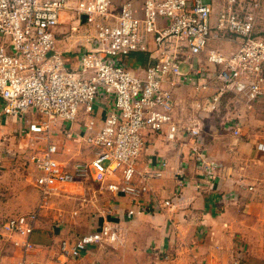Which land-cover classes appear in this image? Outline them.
Segmentation results:
<instances>
[{"label":"built area","instance_id":"obj_1","mask_svg":"<svg viewBox=\"0 0 264 264\" xmlns=\"http://www.w3.org/2000/svg\"><path fill=\"white\" fill-rule=\"evenodd\" d=\"M261 8L262 0H226L214 17V0H143L140 5L133 0L118 5L115 0H0L1 112L26 126L20 137L38 169L35 185L43 197L78 177H91L110 193L143 203L150 182L162 178L167 164L141 171L137 164L150 136L168 128L167 138L176 140L171 88L180 85L181 78L203 92L211 90L207 111L236 86L243 88L248 103H263L264 37L257 33ZM65 13L79 25L85 22V42L93 46L85 49L75 69L66 64L55 35ZM226 38L236 43L235 51L227 55L209 50L207 62L217 72L201 83L202 72L194 63H200L210 41ZM151 44L156 56H149L146 68L126 62L134 53L149 54ZM213 80L219 82L217 87ZM99 99L113 103L102 125L93 116ZM81 109L89 120L78 138L93 155L88 163L63 165L52 138L62 130L65 139H72ZM187 131L199 137L196 129ZM193 151L204 172L202 183H213L214 165ZM182 183L187 181L182 178ZM145 203V211L163 210L172 208L175 198ZM44 205L8 218L0 238L31 250ZM117 240L114 226L105 222L74 242L61 241L59 254L78 259L91 246Z\"/></svg>","mask_w":264,"mask_h":264},{"label":"crops","instance_id":"obj_2","mask_svg":"<svg viewBox=\"0 0 264 264\" xmlns=\"http://www.w3.org/2000/svg\"><path fill=\"white\" fill-rule=\"evenodd\" d=\"M223 6V2L220 8L215 4L214 17ZM71 21V14L65 13L55 35L67 65L70 63L75 69L79 65V54L89 46L85 42L88 29L85 22L79 25ZM213 43L228 45L230 50H221ZM212 49L228 55L235 51L236 43L228 38L212 40L199 57L200 63H194L202 72L201 83L206 82V75L213 77L217 72V67L207 62L208 52ZM149 54L156 56L153 44ZM188 69L186 66L184 72ZM180 82L171 88L173 118L178 125L176 140L167 138L168 128L161 134L150 136L137 164L140 171L161 162L167 164L162 178L150 182L151 192L143 201L153 205L175 198V205L145 211L144 202L137 203L129 197L107 191V216H98L96 222L94 217L89 225L76 229L75 225H70L74 221L63 222L51 232L38 222L31 238L33 248L29 251L0 238V264H146L148 261L158 264L164 256L169 264H264V148H260V145L264 147V131L260 130L264 126V101L248 103L243 88L236 86L223 95L213 111H207L211 90L203 92L189 84L186 78H181ZM212 85L217 87L219 82L213 80ZM111 110V101L99 99L94 107L95 121L102 125ZM88 120V117L78 118L72 127V139H65L62 130L55 132L52 141L58 146L57 159L63 165H75L71 159L67 163L62 161L68 160L73 151L77 153L75 145L86 149L85 163L92 158V149L78 138ZM25 129L23 122L4 117L0 105L1 178L11 171L13 161L18 172L23 170L20 159L23 153L30 151L24 149L23 141L15 149L13 144ZM187 129H196L199 137L192 136ZM194 149L214 165L216 178L213 183H202L204 172L199 169ZM2 168H6L5 173ZM17 171L14 168L11 172ZM182 178L187 183L180 185ZM5 188L7 190V186ZM0 199L4 201L8 197L0 194ZM43 210L45 213L46 208ZM0 211V218H4L6 210ZM17 212L8 209L7 215ZM13 215L8 217L25 214ZM104 222L114 226L117 242L92 246L78 259L60 256L61 241L74 242L97 231Z\"/></svg>","mask_w":264,"mask_h":264},{"label":"rangeland","instance_id":"obj_3","mask_svg":"<svg viewBox=\"0 0 264 264\" xmlns=\"http://www.w3.org/2000/svg\"><path fill=\"white\" fill-rule=\"evenodd\" d=\"M124 1H129V0H115V4L118 5ZM133 1L142 2L143 0H133ZM208 1L209 0H206V2ZM225 1L226 0H215L216 7L220 8L222 2L224 5ZM262 6H263L262 12H260V18L258 20L257 33L261 37H264V0H262ZM211 42L212 41H210V43ZM213 44L215 47L221 48V50H230L227 49L228 45L225 46V45H220L218 43H213ZM81 55L82 53L79 54V57H81ZM66 57L73 58L71 55H67ZM68 67L72 68L70 63L68 64ZM262 115L264 114L262 113ZM80 116L87 118V116L84 114L82 109L80 110L78 118ZM244 127H246V125H244ZM262 128L263 129L260 130L264 131V126ZM23 140L24 139L18 136L14 141L13 148L18 147ZM75 148H76L75 152L77 153L74 154L73 151L71 156L68 157V160H62L63 162L67 163L68 161H70L69 159H71V161L75 163L86 162L85 160L87 155L85 154L86 149L85 148L81 149L77 147V145H75ZM17 151L19 150L17 149ZM262 160H264V158H262ZM20 162L22 163L21 167L23 170L18 172L16 167H14V164L16 162L13 161L10 170L13 171V169L15 168V171L17 172L9 171L7 176L6 174H3V177L2 178L0 177L1 178L0 194L7 195L8 197V199H5L4 201L0 199V210L1 209L6 210L4 211V218H0V224H2V222L7 219L6 217L11 216L13 214H14L13 216H15L18 214H27L33 211H37L41 206V204H45L44 207L46 208V212L44 213V210L40 212V217L38 222L41 225H45L46 228L49 229V232L55 230L54 229L55 226L58 225L59 223L64 222L67 224L74 221L73 224L72 223L70 224L71 226L75 225L74 228L75 227L82 228L85 225H89L94 217H96L94 220V222H96L98 216H102V217H104V215L107 216V214L105 213L106 210L105 207H107L106 203L109 199L108 198L109 193L105 188H103V186L100 183H96L91 177H86V178L78 177L73 183L57 189V194H54L55 192L54 191L50 195H47L46 198H44L41 192L37 188H35L34 185L35 178L38 175V169L34 164L31 163L30 153L29 152L23 153ZM1 170H3L4 172L6 171V168H2ZM11 173H12V177H10ZM10 178L12 179L11 185H9ZM6 186H7V190L5 188ZM45 199L46 202H43ZM18 208L21 210H19ZM8 209L10 210L14 209L15 211L18 212L7 215ZM100 227L101 226H99L98 228ZM169 263L170 261L168 262L165 256L162 257L161 261L158 262V264H169ZM146 264H151V263L148 261L146 262Z\"/></svg>","mask_w":264,"mask_h":264},{"label":"trees","instance_id":"obj_4","mask_svg":"<svg viewBox=\"0 0 264 264\" xmlns=\"http://www.w3.org/2000/svg\"><path fill=\"white\" fill-rule=\"evenodd\" d=\"M150 54L148 53H134L126 60L127 63H131L133 68L142 67L146 68L150 62Z\"/></svg>","mask_w":264,"mask_h":264},{"label":"water","instance_id":"obj_5","mask_svg":"<svg viewBox=\"0 0 264 264\" xmlns=\"http://www.w3.org/2000/svg\"><path fill=\"white\" fill-rule=\"evenodd\" d=\"M0 105H1V111H2V103H0Z\"/></svg>","mask_w":264,"mask_h":264}]
</instances>
